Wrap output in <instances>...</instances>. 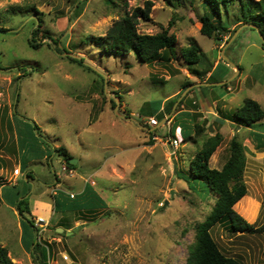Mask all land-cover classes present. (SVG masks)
Segmentation results:
<instances>
[{
    "label": "rangeland",
    "instance_id": "374dc122",
    "mask_svg": "<svg viewBox=\"0 0 264 264\" xmlns=\"http://www.w3.org/2000/svg\"><path fill=\"white\" fill-rule=\"evenodd\" d=\"M147 2L152 3L150 19L140 20L139 33L154 35L169 28L178 40V59L139 63L133 54L108 57L90 45L87 38L104 36L126 12L144 9ZM200 3L201 0H114L113 4L106 0H0V169L13 168L14 154L19 157L17 134L28 136L18 121L32 127L37 124L54 144L73 153L79 164L74 176L62 170L57 158L50 170H42L38 162L33 164L36 173L43 172L45 183H36V192L34 184H28L26 190H19L21 196L26 195L33 203L38 190L47 189L46 184L53 185L58 177L75 192L89 183L108 205L107 209L88 214L84 222L70 230L74 213L62 212L64 218L59 224L36 233L29 225V214H15L17 199L13 209L0 196V244L8 249L15 264H34L32 256L21 249L19 220L28 229L25 239L35 243L40 238L51 245L50 264H186L196 241V227L211 213L218 198L205 182L193 178L190 161L206 138L217 133L222 143L212 155L210 167L221 169L229 157L230 141L234 137L241 141L247 158L243 175L247 196L258 208L252 221L235 206L234 210L248 223L264 227V148L255 149V141L248 139L246 131L234 134L218 118L199 119L200 114H195L204 135L187 138L188 129L179 135L180 119L173 135L167 125L169 120L164 119L165 115L172 118L181 109L178 106L169 114L165 110L162 119L156 116L158 126L154 129L146 125L149 116L143 111L149 112L150 103L176 96L186 84L190 71L180 50L189 45V39H195L204 52L202 67L210 60L222 59L229 34L218 41L200 33L199 17L205 11ZM228 11L222 6L223 23L233 31L238 27L239 3L229 6ZM207 12L211 14L208 9ZM171 20L174 24L169 27ZM236 31L224 54L241 70L232 67L237 75L230 81V90L220 85L211 88L222 100L235 98L218 103V111L228 117L247 98L259 102L264 109V44L256 29L241 25ZM35 39L38 49L31 46ZM58 48L67 52H58ZM67 53L74 59L83 58V64L68 59ZM98 71L107 76L108 93ZM116 93L121 99L113 97ZM153 108H160V103ZM257 128L264 134V119ZM32 133L35 138L40 136L36 130ZM169 137L180 143L175 154L167 142ZM32 138L27 137L31 143ZM10 189L18 193L15 186ZM59 215L62 214L56 217ZM56 226L66 232L65 237L57 235ZM211 234L226 256L242 264H264V230L255 234L231 233L227 223H220Z\"/></svg>",
    "mask_w": 264,
    "mask_h": 264
},
{
    "label": "trees",
    "instance_id": "16d2710c",
    "mask_svg": "<svg viewBox=\"0 0 264 264\" xmlns=\"http://www.w3.org/2000/svg\"><path fill=\"white\" fill-rule=\"evenodd\" d=\"M106 2L108 4H113L114 0H106ZM236 2L239 3L240 7V16L237 18L238 27L233 31H230V28L223 23L221 8L222 6L225 7L226 13H228L229 6L231 7L232 5H235ZM82 3L83 2H81V4ZM200 4L205 8V11L199 17V22L201 24L200 33L202 35L213 40L221 41L222 39L219 38L220 36L229 34V38L226 41L227 43L239 26L251 24L256 26L264 36V0H201ZM79 7V4H77L76 8ZM151 8L152 3L147 2L144 9L136 8L131 12H126L124 16L112 25L104 36L87 38L88 42L108 57H118L119 55L128 57L133 54L139 63L147 64L157 60L169 62L178 59V40L174 34L169 33V28L162 29L161 32L154 35L139 33V22L141 19H150ZM207 9L211 11V14L207 12ZM173 24L174 22L171 20L169 27H172ZM33 34L36 35V31H34ZM31 46L34 49H38L40 45L37 44L35 39ZM57 51L67 52L65 48L62 50L58 48ZM203 56L204 52L202 48L193 38L189 39V45L187 47L180 50V57L187 66L188 71H190L191 75L198 78L204 77L209 71L206 67H202ZM68 59L79 65H82L84 61L83 58L77 60L70 56ZM222 66L226 69L229 68L226 64L219 65V68ZM100 78L105 81L103 76H100ZM222 80L223 77L218 78L215 75V72H213L210 75L208 82L218 83ZM191 85L192 82L187 81L174 100H170V102L168 101L167 106H165V109H167L168 112L171 111L173 105L181 97L182 93ZM227 86L228 85L226 84L223 87L226 88ZM115 96L121 99L118 93H116ZM183 101L184 99L179 102L178 107L183 104ZM112 102L113 106H116L115 101L112 100ZM157 103L161 102H151L150 107H153L154 104ZM143 114L151 116L152 113L143 111ZM156 116L159 119L163 118L161 113L156 114ZM226 118H229L237 125L252 127L264 119V109L259 102L247 98L244 100L243 104L232 113L231 117L227 116ZM33 128L39 135H41V130L37 124ZM204 132V127L196 121L193 126L192 134L190 133L187 138H193L194 136L200 137L204 135ZM149 134L152 135L153 133L149 132ZM221 143L222 136L219 133L206 138L201 149L196 152L193 159L190 161V173L193 178L205 182L218 198L211 213L196 227V241L190 247L186 264H242L240 261L226 256L214 240L211 230L220 223H227V228L231 233L255 234L264 230V227L258 228L254 224L248 223L242 217L244 216L246 219L252 221L256 215L258 205L250 200V198L245 197L248 195V189L244 182L243 175L246 168L247 158L241 141L236 137L230 141L229 157L221 169L218 170L210 167V159ZM262 148H264V137H261L256 145V149ZM55 152L62 157L64 164L68 169H76L77 166L70 163V160L74 158L66 148L58 147L55 149ZM28 176L29 175H27V177ZM92 192V195L99 201V203H93L91 209L86 208L85 210H89L91 211V214H93L96 212L95 210L107 209L108 205L106 202L101 199L96 192ZM17 195L18 198H20L16 205L19 215L23 217L24 213L30 214L29 200L25 197L26 195L21 196L20 192H18ZM74 198L75 195L73 198H71L70 195L67 197V200L70 202V206H68L69 211L74 210L72 203ZM57 204L58 202L55 198V209L58 208ZM234 206L242 216L234 210ZM22 225L24 226V223H22ZM29 225L36 231V233H38L39 229L35 226L34 220H31ZM54 230L56 231V229ZM57 235L65 237L66 232L57 233ZM32 244L33 248L31 251L35 263L50 264L51 245L49 243H44L39 239L35 243L32 242ZM0 264H15L10 257L8 249L1 244Z\"/></svg>",
    "mask_w": 264,
    "mask_h": 264
},
{
    "label": "crops",
    "instance_id": "0c3cea01",
    "mask_svg": "<svg viewBox=\"0 0 264 264\" xmlns=\"http://www.w3.org/2000/svg\"><path fill=\"white\" fill-rule=\"evenodd\" d=\"M225 40L227 41V39ZM225 49H226V45L224 46L222 50H225ZM221 54H222V51H221ZM225 64L226 66L229 67L228 69H226L224 66L219 68V65H225ZM206 68L209 69V71L202 78H198L191 74L188 76L186 75L187 76L186 81H191L192 87L189 86L188 88L191 87V89L187 90L186 93L184 94L182 93L183 97L181 98V100L184 99V101H183V104L178 107L181 109H179L172 118H170V115H165L164 120H169L167 125L170 130V133L174 135V128L176 125H178V119H180V122L182 123L179 125L177 129V131L179 132V135L182 133L183 134L186 133L185 132L186 129H188L190 133L192 134L193 126H194V123L196 122L195 114L202 115V117H200V115L198 116L199 119H202V118L205 119L211 116L212 117V118L210 117L211 120H216V118H218L220 120L219 121L220 124H222L223 127L228 126L232 131H234V134L246 131L248 139L250 138L252 141H255L254 147L256 149L258 140L261 139V137H264V134L261 133L260 130H258L257 128L259 123H256L252 127H243V126L235 124L229 118H226L227 114H225L224 111H218L217 109L218 103L219 102H229L231 100H234L235 98L231 96L228 100H222L211 89L212 87L219 86V85H206V84H211L210 82H208V79L210 75L213 72H215V75L218 78L223 77V80L221 82L228 81L225 84H222L220 86H224L227 84L228 86L226 88L230 90V87H229L230 81L232 80V78H234L237 75V73H235L233 71L232 66H230L229 63H227L223 59H219L217 61L210 60ZM239 70L241 69L239 68ZM180 91L177 93V95L180 93ZM213 94L216 95V98L213 97ZM229 94L232 95L233 93H229ZM176 96L172 95V96L167 97L164 101L160 103V108L158 109L150 107L148 113H152V114L149 117H156V114L158 113L163 114V112L167 110L165 109V106H167L168 101L169 102L170 100L173 101ZM198 97L202 98L203 101H199ZM181 100L178 99L176 101L171 111L175 110V108L179 105V102ZM190 102H191V105H190ZM194 105L196 107H193ZM171 111L168 112V114L171 113ZM12 119L14 123L17 124L16 119L14 117ZM18 125H21L23 127V130H26L28 132V136H21L20 134H17L16 141L18 143V148H19L18 149L19 157L15 156L14 154L15 161H14L13 168L2 167L0 169V196H2V198L10 206H13L15 204L16 199H17V202L20 199V198H17V193L15 192V190L10 189V186L11 187L15 186V188L18 189V192H19V190H22V191L26 190L30 184H34V187H35L34 191L36 192L37 191L36 183H42L44 185L45 177L43 176L44 175L43 172L41 174L36 173L33 170V167H32L33 164L38 162L42 170H45V168L46 169L48 168L50 170V168L53 169V161L55 160V158H57L56 161L62 165L63 171H66L69 173V175L74 176L73 171L75 170V169L73 170L64 169L66 168V165L64 164L62 157L59 156L55 152V149L60 146L54 144L49 137L43 134L42 131H41V135L35 138L32 133L34 129L29 123H26V121L24 122V121L19 120ZM152 129H154V127ZM15 130H16V133H19L17 126ZM27 137H33L32 138L33 143L29 142ZM41 138L45 140L46 142L43 141ZM68 152L74 158L73 153H71L70 151ZM8 158L11 159L10 156H8ZM78 164H79V160L77 161V164L75 165H78ZM27 175L29 176L27 177ZM4 180H8L9 183L7 184L3 183ZM46 186L48 187L47 189L40 188V190H38L33 203L29 202L30 214L29 213L27 214H29L32 217V220L34 221L42 219L47 224V226L49 225L53 226V223L59 224L60 221L64 218V215L62 212H65V213L72 212L74 213L73 215H74L75 221H74V225H71L68 228L70 230L71 228H74L75 226H78L80 223L84 222L85 216H87L88 214H91V211L85 210L86 208L91 209V206L93 205V203L95 204L99 203V201L92 195L93 193L92 191L94 190L92 189L89 183H86L80 192H75L74 190H72L71 186L69 187V184H67L64 181H61V179H59L58 177H56L55 183L53 185L46 184ZM62 192H64L65 194ZM70 194L75 195V198L73 199V202H72L74 210H71V211L68 210V206H70V202L69 200H67V197ZM98 196L101 198L99 194ZM245 197H248V196H245ZM55 198L57 199V202H58L57 209H55ZM13 209H14V206H13ZM95 211L97 212L99 210H95ZM14 212L15 214H17V210H15ZM58 214H62V215L61 216L59 215V218H57L56 216ZM18 225H20L22 228V238H21V243H20L21 249L24 252L29 253L32 256V252H31V249L33 248L32 241L29 238L25 239L24 237L28 229L25 226V224L24 226L22 225L20 220L18 221ZM54 229H57V226ZM32 259H33V256H32ZM34 264H36L35 261H34Z\"/></svg>",
    "mask_w": 264,
    "mask_h": 264
},
{
    "label": "water",
    "instance_id": "95a60500",
    "mask_svg": "<svg viewBox=\"0 0 264 264\" xmlns=\"http://www.w3.org/2000/svg\"><path fill=\"white\" fill-rule=\"evenodd\" d=\"M244 26H249V27H251V28H253V29H256L257 31H258V33H259V36H260V38H261V40H262V43L264 44V36L261 34V32L259 31V29L256 27V26H254V25H251V24H245ZM242 27H240V29H241ZM237 34V31L234 33V35H233V37H231V39L227 42V44H226V47L233 41V39H234V37H235V35ZM67 55L68 56H72L71 54H69V53H67ZM221 56H222V59L224 60V61H226L227 63H229V65L230 66H232V67H234L235 69H237V70H239V67L238 66H236L233 62H231L229 59H228V57L224 54V50H222V54H221ZM76 57V59H78V60H80L81 59V57H79V56H75ZM99 72V71H98ZM100 74H102V76L104 77V80H105V92L106 93H108L107 91H106V88H107V76L105 75V74H103V73H101V72H99ZM226 82H228V81H226ZM226 82H219V83H211V84H206V85H222V84H225ZM192 87V86H191ZM191 87L190 88H188L187 90H189V89H191ZM186 90V91H187ZM186 91H185V93H186ZM113 97L115 98V99H118L117 98V96H115V95H113ZM183 97V94H182V96L179 98V100H181V98ZM117 103H118V105H119V102L117 101ZM116 109H117V107H116ZM126 118V117H125ZM126 119H128V118H126ZM144 129H145V127H143ZM150 130V129H149ZM70 163L72 164V165H75V164H77V160H75V159H71L70 160ZM174 174H176L177 173V167H176V162L174 161ZM75 230V231H74ZM72 232H69L68 233V235H72L74 232H76L77 230H78V228H76V229H74ZM64 232V230L63 229H61V228H58L57 229V233H63Z\"/></svg>",
    "mask_w": 264,
    "mask_h": 264
},
{
    "label": "built area",
    "instance_id": "2783aa9c",
    "mask_svg": "<svg viewBox=\"0 0 264 264\" xmlns=\"http://www.w3.org/2000/svg\"><path fill=\"white\" fill-rule=\"evenodd\" d=\"M147 122H146V125L148 126H152V127H156L158 126V120L156 119V117H149L146 119ZM156 139V137H154ZM167 142L171 145V147L173 148V152L172 154H175L177 149L179 148V141L178 139L176 138H173L172 137H169ZM66 170H68V168H64ZM71 198L74 197V195L70 194ZM35 226L39 229V233H41V231H45L46 228H47V224L42 220V219H39V220H35ZM40 240V238H38Z\"/></svg>",
    "mask_w": 264,
    "mask_h": 264
}]
</instances>
